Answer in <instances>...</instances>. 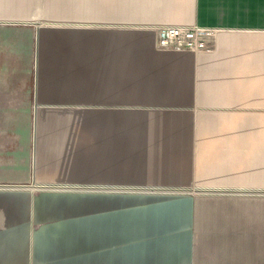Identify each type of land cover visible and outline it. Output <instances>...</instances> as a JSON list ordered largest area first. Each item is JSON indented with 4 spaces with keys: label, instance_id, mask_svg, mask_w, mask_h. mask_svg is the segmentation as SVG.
I'll return each instance as SVG.
<instances>
[{
    "label": "crops",
    "instance_id": "0c3cea01",
    "mask_svg": "<svg viewBox=\"0 0 264 264\" xmlns=\"http://www.w3.org/2000/svg\"><path fill=\"white\" fill-rule=\"evenodd\" d=\"M0 264H264V0H0Z\"/></svg>",
    "mask_w": 264,
    "mask_h": 264
},
{
    "label": "built area",
    "instance_id": "2783aa9c",
    "mask_svg": "<svg viewBox=\"0 0 264 264\" xmlns=\"http://www.w3.org/2000/svg\"><path fill=\"white\" fill-rule=\"evenodd\" d=\"M182 30L181 29H179V28H176V27H172V28H170V32L171 33H173V34H178V33H180ZM166 42V39L165 38H160V43L161 44H164Z\"/></svg>",
    "mask_w": 264,
    "mask_h": 264
}]
</instances>
